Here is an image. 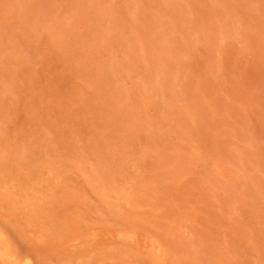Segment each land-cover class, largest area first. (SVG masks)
Instances as JSON below:
<instances>
[{
    "label": "rangeland",
    "instance_id": "obj_1",
    "mask_svg": "<svg viewBox=\"0 0 264 264\" xmlns=\"http://www.w3.org/2000/svg\"><path fill=\"white\" fill-rule=\"evenodd\" d=\"M0 231L29 264H264V0H0Z\"/></svg>",
    "mask_w": 264,
    "mask_h": 264
},
{
    "label": "bare ground",
    "instance_id": "obj_2",
    "mask_svg": "<svg viewBox=\"0 0 264 264\" xmlns=\"http://www.w3.org/2000/svg\"><path fill=\"white\" fill-rule=\"evenodd\" d=\"M4 233L0 231V257L7 263V264H29L28 259H19L16 255L9 250V246L6 245V240L4 237ZM8 242V241H7ZM18 254V253H17ZM31 261V260H30Z\"/></svg>",
    "mask_w": 264,
    "mask_h": 264
}]
</instances>
